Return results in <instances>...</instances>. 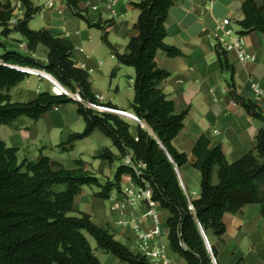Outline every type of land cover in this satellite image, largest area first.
Instances as JSON below:
<instances>
[{
  "label": "trees",
  "instance_id": "trees-1",
  "mask_svg": "<svg viewBox=\"0 0 264 264\" xmlns=\"http://www.w3.org/2000/svg\"><path fill=\"white\" fill-rule=\"evenodd\" d=\"M21 1L26 7L25 14L12 24L14 7L11 2L0 0V35L8 36L13 30L19 32L27 50L8 49L0 41L3 60L0 62V125L23 115L37 120L55 106L76 102L85 127L70 133L58 146L70 149L75 140L100 130L112 139L119 153L105 147L96 156L110 162L129 156L131 163H120L112 177L101 180L84 167L81 159L72 168L44 154L36 161L19 159L17 148L7 145L0 137V264H104L87 233L95 238L98 248L123 261L153 264L145 254L134 252L117 239L109 225H98L90 213L74 208L75 197L84 185H96L99 189L95 195L109 198L114 190H121L124 175H130L138 185L152 187L153 199L167 213L168 243L174 253L184 258L186 264H215L212 254L217 257V248L210 236H220L226 230L224 214L239 212L247 203L258 202L264 215V126L257 135L255 148L233 162L228 161L220 144L210 146V138L202 134L193 147L194 166L201 171V195L192 198L186 192L177 169L188 161V154L178 150L173 139L184 126L188 108L176 110L175 101L161 86L170 72L156 59L159 49L170 56L181 53L165 40L168 34L165 22L175 0L132 1L140 10L134 23L138 33L131 36L122 53L109 40L106 22L94 20L79 6L78 0H67L75 15L103 30V41L118 61L135 68V95L130 106L146 123H139L135 134L129 119L91 107L66 93L41 91L29 101L12 100L11 87L29 74L24 67H43L63 86L79 92L84 101L118 109L111 102L100 101L94 93L89 71L72 58V40L54 35L45 27L32 28L29 22L41 6L33 0ZM243 10L239 32L264 33V4L245 0ZM39 44L48 49L45 63L31 55ZM216 52L221 70L231 72L228 83L233 99L253 117L264 119L260 105L237 91L235 68L228 50L216 42ZM216 170L218 181L214 183ZM190 202L193 209L189 208ZM204 233L210 239V248Z\"/></svg>",
  "mask_w": 264,
  "mask_h": 264
},
{
  "label": "crops",
  "instance_id": "crops-1",
  "mask_svg": "<svg viewBox=\"0 0 264 264\" xmlns=\"http://www.w3.org/2000/svg\"><path fill=\"white\" fill-rule=\"evenodd\" d=\"M2 1L11 2L14 7L12 24L24 16L26 7L21 0ZM33 1L41 6V10L30 20V26L35 29L45 27L54 35L71 39L74 43L72 58L89 71L94 93L103 102H111L118 109L133 112L130 105L135 95V68L118 61L103 41V30L88 25L75 15L67 0ZM132 1L140 0H78V3L94 20L106 22L109 40L122 53L131 36L138 33L134 23L140 10ZM244 1L175 0L165 22L168 32L165 40L178 47L181 53L170 56L163 49L156 53L158 64L170 72L161 82L162 88L175 101L178 112L188 108L184 126L174 137L173 144L188 154V161L177 170L183 187L192 198L201 195V171L194 166L196 155L193 147L197 139L207 134L210 146L220 144L228 161L233 162L255 148L257 135L264 126V119L253 117L231 96L228 83L231 72L221 70L216 52L215 33L224 18H230L237 32L241 30L239 21L244 17ZM256 2L264 4V0ZM109 21L112 23L108 24ZM243 38L246 49L254 53L256 58L244 60L236 49L228 50V58L235 68L236 88L241 95L258 103L264 112V96L257 94L252 86V81H256L264 87V33L253 30L243 34ZM0 41L8 49L27 51L23 36L15 30L8 36L0 35ZM22 43L24 46H21ZM47 50L45 45L39 44L31 55L45 63ZM114 68L116 70L112 73ZM60 84L43 73L31 71L25 79L11 87L10 95L14 101H29L41 91H53V86ZM130 122L134 134L138 124L143 125L140 120L130 119ZM84 127L85 121L77 110V103L69 102L58 108L53 107L37 120L23 115L10 123L1 124L0 137L7 145L17 148L19 159L36 161L44 154L70 168L76 166L77 159H81L84 167L101 180L112 177L116 167L126 158L110 162L96 156L105 147L119 153L112 139L100 130L75 140L70 149L58 146L70 133L82 131ZM217 181L216 170L213 182ZM124 184L134 185L136 182L130 175H124ZM98 189L97 186L84 185L75 197L74 208L90 213L98 225H109L117 239L134 252H140L135 245L131 225L121 223L118 213L110 209L112 200L123 194L122 187L121 190H114L109 198L96 196L95 191ZM156 207L162 210L159 202ZM147 209V202L138 198L128 207V217L139 218L144 226L150 227L152 220L150 216L144 215ZM162 220L168 240L166 218ZM223 220L226 224L224 233L210 236L211 243L217 248V262L264 264V215L260 203H247L239 212L228 211ZM208 241L210 243L209 238ZM92 246L104 264H121L112 257H106L109 255L101 252L97 245ZM168 254L173 264H186V260L172 249Z\"/></svg>",
  "mask_w": 264,
  "mask_h": 264
},
{
  "label": "built area",
  "instance_id": "built-area-1",
  "mask_svg": "<svg viewBox=\"0 0 264 264\" xmlns=\"http://www.w3.org/2000/svg\"><path fill=\"white\" fill-rule=\"evenodd\" d=\"M49 4L51 5L52 2L49 1ZM215 39L216 42H219L226 50L236 49L241 59L248 60L256 58L254 53H251L246 49L243 34L237 32L232 27L231 20L228 17L223 19L221 25L219 26V30L215 33ZM21 46H24V44L22 43ZM1 52L2 49H0V53ZM0 62H3L2 58H0ZM24 68L29 70V72L37 71L49 76L53 80H56V78L45 69H37L35 67L28 66ZM252 86L257 94L264 96V87L256 81H252ZM53 92L56 94L66 93L78 101L85 102L91 107L99 110L116 112L129 120H140L133 112L112 108L99 103L84 101L79 92H73L62 84L53 86ZM100 101L102 100L100 99ZM55 108H58V106H55ZM125 162L131 163L129 156L126 157ZM121 187L123 194L112 200L110 203V209L118 213L121 217V223L131 225L134 231L135 245L140 252L145 254L151 260L153 264H173V260L168 254L170 250L169 243L164 240L162 215L160 210L156 207L158 201L153 199L152 187L150 185L142 186L138 184H124ZM138 198L144 199L148 204V209L144 215L150 216L152 220V225L150 227L144 226L139 218L128 217V207ZM189 208L193 209L192 202L189 203Z\"/></svg>",
  "mask_w": 264,
  "mask_h": 264
},
{
  "label": "rangeland",
  "instance_id": "rangeland-1",
  "mask_svg": "<svg viewBox=\"0 0 264 264\" xmlns=\"http://www.w3.org/2000/svg\"><path fill=\"white\" fill-rule=\"evenodd\" d=\"M92 187H93V188H96V186H94V185H92ZM159 210H160V213H161V215H162V219L166 218V215H167L166 211H163V210H161V209H159ZM162 222H163V220H162ZM162 228H163V231H164V240H165V241H168V240H167V237H166V232H165L166 230H165V227H164L163 223H162ZM87 236H88L90 242L96 246V245H97V244H96L97 242H96L95 238H94L92 235H90L89 233H87ZM100 251L103 252V253H106L107 255H109V256H106V257H112V258L116 259V261L120 262L121 264H130V263L127 262V261H121V260H120L115 254H113V253L105 252V251H103L101 248H100ZM104 260L106 261V258H105ZM103 263H104V262H103Z\"/></svg>",
  "mask_w": 264,
  "mask_h": 264
},
{
  "label": "water",
  "instance_id": "water-1",
  "mask_svg": "<svg viewBox=\"0 0 264 264\" xmlns=\"http://www.w3.org/2000/svg\"><path fill=\"white\" fill-rule=\"evenodd\" d=\"M57 80V79H56ZM58 81V80H57ZM143 122V125H146V123H145V121H142ZM169 154V153H168ZM169 156H170V154H169ZM171 157V156H170ZM204 237H205V240H206V243H207V245H208V247L210 248V243H209V241H208V238H207V235L204 233ZM212 257H213V260H214V262H215V264H218L217 263V260H216V257L212 254Z\"/></svg>",
  "mask_w": 264,
  "mask_h": 264
}]
</instances>
